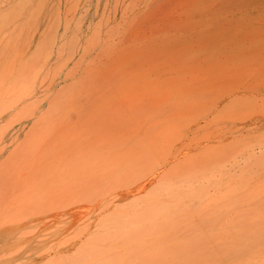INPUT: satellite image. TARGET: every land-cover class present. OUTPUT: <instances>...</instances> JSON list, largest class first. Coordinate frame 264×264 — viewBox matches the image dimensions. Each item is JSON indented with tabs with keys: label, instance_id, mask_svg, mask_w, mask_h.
Segmentation results:
<instances>
[{
	"label": "rangeland",
	"instance_id": "1",
	"mask_svg": "<svg viewBox=\"0 0 264 264\" xmlns=\"http://www.w3.org/2000/svg\"><path fill=\"white\" fill-rule=\"evenodd\" d=\"M0 264H264V0H0Z\"/></svg>",
	"mask_w": 264,
	"mask_h": 264
}]
</instances>
